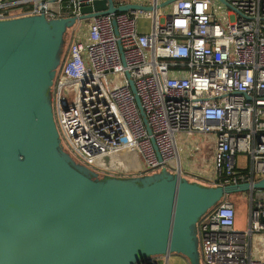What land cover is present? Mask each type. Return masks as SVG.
<instances>
[{
  "label": "built area",
  "instance_id": "built-area-1",
  "mask_svg": "<svg viewBox=\"0 0 264 264\" xmlns=\"http://www.w3.org/2000/svg\"><path fill=\"white\" fill-rule=\"evenodd\" d=\"M91 0H83L90 3ZM112 0L126 13L97 15L78 35L80 0H0V20L42 14L46 21L74 17L65 52L49 89L62 151L98 177H134L168 169L179 173L175 135L211 138L213 186L264 178V0ZM138 18L150 21L139 32ZM131 82L144 115L143 124ZM127 153L141 167L107 170L100 158ZM244 154L248 169L237 170ZM131 170V169H129ZM246 195V227L233 229V202L224 196L198 224L202 264H264L252 239L264 238V189ZM168 255L136 264H166Z\"/></svg>",
  "mask_w": 264,
  "mask_h": 264
},
{
  "label": "water",
  "instance_id": "water-1",
  "mask_svg": "<svg viewBox=\"0 0 264 264\" xmlns=\"http://www.w3.org/2000/svg\"><path fill=\"white\" fill-rule=\"evenodd\" d=\"M82 1L77 19L86 23L151 9ZM75 21L42 14L0 20V264H136L170 253L198 264L192 229L199 217L224 196L264 189V178L250 186H204L163 169L98 177L74 163L61 149L49 89L63 35Z\"/></svg>",
  "mask_w": 264,
  "mask_h": 264
},
{
  "label": "rangeland",
  "instance_id": "rangeland-1",
  "mask_svg": "<svg viewBox=\"0 0 264 264\" xmlns=\"http://www.w3.org/2000/svg\"><path fill=\"white\" fill-rule=\"evenodd\" d=\"M212 2H213L212 3L213 12L219 18H226V15L224 14V12L226 11L225 7L223 5H221L217 0H212ZM170 8H171V4L162 6L161 8H159V10L163 15H167ZM136 25H137V29L139 32L146 33L150 30V21L149 20L138 18L136 21ZM73 26H74V24L72 25V27ZM71 28H69V29H71ZM69 29H67V30H69ZM86 30H87V23L81 21V23L76 28L77 34L81 35V34L85 33ZM64 52H65V48L62 47L61 53L58 56V63H60ZM49 103H50V100H49ZM194 141L195 142H191L195 148L194 150L197 153H200V155H205V154L207 155L208 150H210L208 147V145H209L208 140H206V142H204V141L200 140L199 136H196V140H194ZM203 151H204V154H203ZM181 153L182 152H180L178 150V157ZM197 153H195V154H197ZM206 160H208V159H206ZM173 163L168 165V169H163L165 171V173L171 174L170 169L174 166ZM95 164H96V166H98L100 168H104V169L111 170V171L112 170L115 171V169L122 171L124 169V167H126V166H133V167H135L136 170H138V171L141 170V167L138 164H136V160L133 158V156L130 154H127V153L113 154L111 156L100 158L96 161ZM184 166H185V164H182V169ZM235 168L237 170H244V171H246L248 169V160L244 154L240 153V154L236 155V157H235ZM128 171L132 172L133 170L128 169ZM160 171L161 170L151 172L150 174H146V175H152L155 173H159ZM141 176H145V175H141ZM184 179H186V178H184ZM186 180L189 181L188 179H186ZM190 182H195V181H190ZM227 198L234 203L233 204V206H234L233 229L238 230V231L243 230L246 227V195L243 192H240V193H234V194L227 195ZM207 214H208V212L202 214L192 229L194 252L197 256L198 264H202L201 256H200V248H199V238H198V233H197L198 224L200 222H203L206 219ZM252 248H257V249L261 250V245L257 241L255 235L253 236V239H252ZM166 264H188V261L183 256H181L177 253H170L168 255Z\"/></svg>",
  "mask_w": 264,
  "mask_h": 264
},
{
  "label": "crops",
  "instance_id": "crops-1",
  "mask_svg": "<svg viewBox=\"0 0 264 264\" xmlns=\"http://www.w3.org/2000/svg\"><path fill=\"white\" fill-rule=\"evenodd\" d=\"M196 136H199L201 141L209 142V149L211 138L208 136L202 135H175V146L177 151V158H178V165L180 169V175L189 181H195L196 183L202 184L204 186H213L212 184V162L210 157V150H208L207 155H200L194 149V146L191 142H195ZM178 150L182 152L178 157ZM197 154H195V153ZM204 154V151H203ZM208 159V160H206ZM182 164L185 166L182 169ZM127 169L134 170L135 167L133 166H126ZM125 168V167H124ZM257 241L261 245V250L257 248H251L253 250L254 256L258 257L261 260H264V238L263 237H256Z\"/></svg>",
  "mask_w": 264,
  "mask_h": 264
},
{
  "label": "trees",
  "instance_id": "trees-1",
  "mask_svg": "<svg viewBox=\"0 0 264 264\" xmlns=\"http://www.w3.org/2000/svg\"><path fill=\"white\" fill-rule=\"evenodd\" d=\"M67 32V31H66ZM66 32L64 33V35H63V47L65 46V43H66Z\"/></svg>",
  "mask_w": 264,
  "mask_h": 264
}]
</instances>
